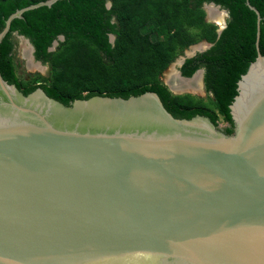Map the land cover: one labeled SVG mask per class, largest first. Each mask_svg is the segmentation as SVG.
Wrapping results in <instances>:
<instances>
[{"label":"water","instance_id":"1","mask_svg":"<svg viewBox=\"0 0 264 264\" xmlns=\"http://www.w3.org/2000/svg\"><path fill=\"white\" fill-rule=\"evenodd\" d=\"M55 1L10 14L0 43L15 18ZM247 4L258 55L238 81L231 134L205 115L175 117L154 91L66 105L0 69V264H264L263 17ZM203 43L178 59L180 78L204 82L205 69L179 68Z\"/></svg>","mask_w":264,"mask_h":264},{"label":"trees","instance_id":"2","mask_svg":"<svg viewBox=\"0 0 264 264\" xmlns=\"http://www.w3.org/2000/svg\"><path fill=\"white\" fill-rule=\"evenodd\" d=\"M40 1L46 0H0V31L10 14ZM249 1L263 17L260 49L264 54V0ZM209 2L229 10L220 35L218 25L206 19L204 4ZM15 32L31 40L36 59L50 67L49 77L37 74L26 80L18 75ZM256 34L257 14L247 0H57L12 21L0 43V69L25 94L42 88L66 105L94 95L128 98L154 91L175 117L201 114L218 124L222 116L229 124L225 131L231 134L230 105L238 94V81L258 55ZM203 40L213 45L187 58L181 71L190 77L205 68L210 98L174 94L161 79L162 73L188 47Z\"/></svg>","mask_w":264,"mask_h":264},{"label":"rangeland","instance_id":"3","mask_svg":"<svg viewBox=\"0 0 264 264\" xmlns=\"http://www.w3.org/2000/svg\"><path fill=\"white\" fill-rule=\"evenodd\" d=\"M220 10H221V8H220ZM221 12H225V11H221ZM224 15L227 17L226 14H224ZM225 16H224V19H225ZM207 17L210 18L209 16H207ZM217 22H219V21H217ZM222 22H224V20ZM16 39H17V41H16V47H15V61L17 63V73H18V75L20 77H23L26 80H29V79H32V78L35 79L37 74H42V75H44L46 77H49L50 74H51L49 65L46 64V63H42L40 61H35V60L31 59V57H32L31 50L32 49L30 48L29 43L24 38H21L18 35H16ZM188 49H191V48H188ZM178 59H179V56L176 58V60L174 62L171 63V65L161 75V79L163 80V82L167 86L169 85L168 80L169 81L171 80L172 74L174 72L177 73L176 67H177V63L179 62ZM173 82L176 83L175 79H174ZM202 84H203V82H202ZM169 89L174 94H176V92H178V91H180L182 94L188 93V91H190L189 93H191L193 95H196L198 97H201V98H203L205 100H208L210 98V96L207 93V91H206L204 86L202 87L203 92L196 91V90H194L192 88H187V90L186 89L185 90H183V89L175 90V89H171L169 87ZM218 124L220 126H222V128H225V127H227L229 125L228 122H226L222 118V116L219 118V123Z\"/></svg>","mask_w":264,"mask_h":264},{"label":"bare ground","instance_id":"4","mask_svg":"<svg viewBox=\"0 0 264 264\" xmlns=\"http://www.w3.org/2000/svg\"><path fill=\"white\" fill-rule=\"evenodd\" d=\"M224 10H220L217 9L216 7H214L213 5H210L208 7V12H209V19L217 22L219 21L220 23L224 20V14H226L225 12H221ZM215 19V20H214ZM217 22V23H219ZM223 23V22H222ZM221 23V24H222ZM206 44V43H205ZM204 44L200 45L199 47L203 46ZM31 48V47H30ZM197 48V47H196ZM32 59V57H31ZM175 79L177 86L175 85V83L173 82ZM183 80H188V81H182V78L179 77L178 75V71L177 73L174 72L172 74L171 80H168L169 85L171 86L172 89L178 90L177 87H179V89H185V88H192L196 91H200L203 92L202 90V80H201V74L197 73L192 79H183ZM194 83V84H193ZM187 90V89H186Z\"/></svg>","mask_w":264,"mask_h":264},{"label":"flooded vegetation","instance_id":"5","mask_svg":"<svg viewBox=\"0 0 264 264\" xmlns=\"http://www.w3.org/2000/svg\"><path fill=\"white\" fill-rule=\"evenodd\" d=\"M210 3H212V2H209L208 4H210ZM206 4V3H205ZM205 4H204V9H205V11H206V13H207V16H209V12H208V7H206L205 8ZM218 5V4H217ZM222 8V10H224L225 12H226V8H223V7H221ZM228 10V9H227ZM228 13H226V15H227V17L225 16V19H224V22L221 24V23H217V22H215L217 25H218V29L219 28H222V27H226L227 26V24H228V17H229V10L227 11ZM223 28V29H224ZM217 29V30H218ZM201 42V41H200ZM203 46H201V47H197V48H195V49H197L195 52H196V54L198 53V52H203V51H205V50H207V49H209L211 46H208V43L207 42H209V41H206V40H203ZM199 43V42H198ZM206 43V44H205ZM210 43H212V42H210ZM196 44V43H195ZM189 48V47H188ZM187 48V49H188ZM195 54V55H196ZM33 55V54H32ZM195 55H193V56H195ZM181 56H185V57H187V52H186V50L184 51V53L183 54H181V55H179V58L181 57ZM190 57H192V56H190ZM33 59H34V57H32ZM188 58H189V56H188ZM35 61H40V60H37L36 59V57H35V59H34ZM180 61V60H179ZM186 61V60H185ZM40 62H42V61H40ZM43 63V62H42ZM177 64H179V62L177 63ZM184 64V63H183ZM181 67H182V65L179 67L180 68V70H181ZM199 69H205V68H203V67H201V68H199ZM182 72V71H181ZM182 81H188V80H183L182 79ZM189 82V81H188ZM175 85L177 86V83H175ZM169 87H170V85H168ZM205 87V83L203 82V84H202V87ZM177 89H179V87H177ZM185 89H187V88H185ZM185 89H183V90H185Z\"/></svg>","mask_w":264,"mask_h":264},{"label":"clouds","instance_id":"6","mask_svg":"<svg viewBox=\"0 0 264 264\" xmlns=\"http://www.w3.org/2000/svg\"><path fill=\"white\" fill-rule=\"evenodd\" d=\"M215 23V22H214ZM16 35H18V34H16ZM20 37V36H19ZM31 52H32V50H31ZM34 55H35V52H34Z\"/></svg>","mask_w":264,"mask_h":264}]
</instances>
